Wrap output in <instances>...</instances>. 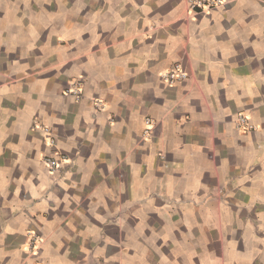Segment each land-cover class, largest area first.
<instances>
[{
	"label": "crops",
	"instance_id": "obj_1",
	"mask_svg": "<svg viewBox=\"0 0 264 264\" xmlns=\"http://www.w3.org/2000/svg\"><path fill=\"white\" fill-rule=\"evenodd\" d=\"M0 264H264V0H0Z\"/></svg>",
	"mask_w": 264,
	"mask_h": 264
},
{
	"label": "built area",
	"instance_id": "obj_2",
	"mask_svg": "<svg viewBox=\"0 0 264 264\" xmlns=\"http://www.w3.org/2000/svg\"><path fill=\"white\" fill-rule=\"evenodd\" d=\"M188 9L194 12H210L213 9L223 6L227 0H182ZM162 78L170 83L183 81L188 78V73L184 70L180 63H176L162 75ZM67 94L74 96L76 99H80L83 94V81L80 78H76L71 82V86L66 90ZM237 126L241 129L250 130L253 128L248 122V118L244 113L238 115ZM46 136L49 139L50 151L44 156V163L48 169L52 172L60 169L64 160L63 154L57 148V139L52 134V130L47 125H41ZM148 131V129H147ZM37 238H35L31 244V247L35 250L37 248Z\"/></svg>",
	"mask_w": 264,
	"mask_h": 264
}]
</instances>
